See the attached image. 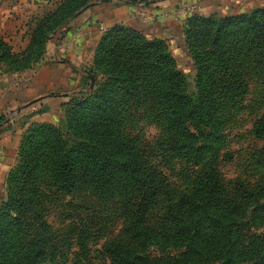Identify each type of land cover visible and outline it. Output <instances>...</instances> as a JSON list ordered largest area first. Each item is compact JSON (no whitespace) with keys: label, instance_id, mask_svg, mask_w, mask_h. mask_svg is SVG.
<instances>
[{"label":"trees","instance_id":"trees-1","mask_svg":"<svg viewBox=\"0 0 264 264\" xmlns=\"http://www.w3.org/2000/svg\"><path fill=\"white\" fill-rule=\"evenodd\" d=\"M98 1L57 0L32 19L20 51L0 37V69L15 73L40 62L46 43ZM183 36L196 69L195 97L164 40L120 24L104 32L88 70L103 73L99 88L73 99L61 127L34 128L6 176L0 264L64 263L44 219L45 203L59 192L87 197V218L99 220L109 209L122 213L121 238L103 248L113 264H264V232L246 230L264 228V182L227 186L214 165L229 109L251 81L264 88V8L220 18L191 14ZM147 116L166 129L161 152L139 144L128 130L132 120ZM256 130L264 135V123ZM167 154L190 166L182 173L193 177L190 187L178 189L148 166L150 156ZM84 226L73 233L81 248Z\"/></svg>","mask_w":264,"mask_h":264},{"label":"rangeland","instance_id":"rangeland-1","mask_svg":"<svg viewBox=\"0 0 264 264\" xmlns=\"http://www.w3.org/2000/svg\"><path fill=\"white\" fill-rule=\"evenodd\" d=\"M260 2L261 0H228V3L224 4L225 7L222 5L220 8H213L202 13L197 10V4L191 3L181 7V11L186 14L185 21L191 14L220 18L236 14H248L256 8H264V3L256 4ZM190 7H193V9L186 11ZM105 31L106 29H104L102 35ZM165 46L183 74L186 92L195 97L198 92L196 69L187 50L184 36L182 45L170 48L166 43ZM40 62L15 73L34 70ZM7 74L14 73H6L0 69V76ZM103 78L102 72L95 74L87 72L82 87H77L67 93L49 91L36 99H32L25 107L17 109L15 115H9L12 111L5 113V120L0 123V126L11 121L12 130L17 132V158L19 147L34 128L40 124L61 127L73 108V99H81L87 95V92L98 89L99 87H95V85H100ZM228 112V120L223 130L224 137L217 144L218 151L214 154V165L219 171L220 178L227 186L232 185L235 180H241L249 184L264 182V135L256 130L257 125L264 123V88L252 84L251 81L248 84L246 94ZM15 116L17 118L12 119ZM193 129L192 132L198 135V131ZM128 130L134 137H137L139 144L152 148L155 153L164 149L161 142L166 137V129L161 121L150 116L143 117L139 121L132 120L128 125ZM206 133L207 130H204L203 134L206 135ZM201 139H204V136ZM148 166L165 175L170 183L178 189L187 188L193 184V177H190V179L182 177V173H190V166L179 159L172 158L170 154H167L164 159L159 155L150 156ZM51 197V203L49 205L45 203L44 219L51 230L52 241L62 247L59 261H63L62 264H113L111 257L104 252L103 248L108 241L121 238L123 218L119 216L122 213L120 211L114 213L110 209L105 212L95 210V213L101 212L99 220L95 218V215L87 218L88 210L85 202L88 199L87 197L82 195L72 196L61 192ZM89 205H92L93 209L102 206L100 203H90L88 207ZM84 223L86 234L81 241L84 247L81 248L76 244V236L73 233ZM246 230H248V234H261L264 232L263 227L256 229L251 226ZM67 241L72 244L75 241L76 245L70 246ZM156 252L159 255L166 254V251L157 250ZM180 252L181 249L178 248L172 251L171 255H177Z\"/></svg>","mask_w":264,"mask_h":264},{"label":"crops","instance_id":"crops-1","mask_svg":"<svg viewBox=\"0 0 264 264\" xmlns=\"http://www.w3.org/2000/svg\"><path fill=\"white\" fill-rule=\"evenodd\" d=\"M56 2L0 0V37L14 51L24 49L32 19L53 9ZM191 3L197 4L202 13L222 7L228 0H100L82 9L64 32L47 42L36 69L0 76V114L12 111L9 115H15L17 109L49 91L67 93L82 87L104 29L114 24L132 28L150 39L164 40L170 48L182 45L186 14L181 7ZM261 3L264 0L256 4ZM8 123L0 126V201L5 198V177L17 158V132L12 130L11 121Z\"/></svg>","mask_w":264,"mask_h":264},{"label":"built area","instance_id":"built-area-1","mask_svg":"<svg viewBox=\"0 0 264 264\" xmlns=\"http://www.w3.org/2000/svg\"><path fill=\"white\" fill-rule=\"evenodd\" d=\"M193 9V7H190V8H188V9H186V11H189V10H192Z\"/></svg>","mask_w":264,"mask_h":264}]
</instances>
